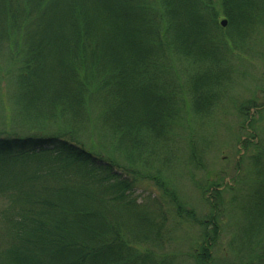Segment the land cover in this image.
<instances>
[{
	"label": "trees",
	"instance_id": "1",
	"mask_svg": "<svg viewBox=\"0 0 264 264\" xmlns=\"http://www.w3.org/2000/svg\"><path fill=\"white\" fill-rule=\"evenodd\" d=\"M260 25L264 0H0V52H8L7 73L29 123L0 131V264H172L158 253L165 214L134 198L138 181L150 178L200 231L192 263L212 264L221 185L202 189L210 209L202 219L161 172L143 177L136 158L144 150L160 155L179 129L212 117L227 80L224 43H243ZM252 108L259 109L254 102L239 109L243 150L255 135L260 143L252 189L232 199L245 249L234 264H264V110L252 118ZM88 124L110 131L128 165L82 141Z\"/></svg>",
	"mask_w": 264,
	"mask_h": 264
},
{
	"label": "rangeland",
	"instance_id": "2",
	"mask_svg": "<svg viewBox=\"0 0 264 264\" xmlns=\"http://www.w3.org/2000/svg\"><path fill=\"white\" fill-rule=\"evenodd\" d=\"M224 20L227 21L221 17L220 24ZM227 27L228 22L223 28L222 36L223 34L228 36ZM252 33L243 43L230 39H228L230 47L224 43L225 51L222 53L221 66L227 74V80L222 84L224 89L220 92V101L212 117L204 121L192 120L191 131L179 129L178 136L173 138L174 141L169 143L160 155L148 154L144 150L143 155L138 156L135 163L137 171L145 178L154 177L161 172L170 190L175 191L187 208L202 219L210 213L202 189L210 188L212 184L221 185L224 203L222 230L214 250L212 264H234L239 261V257H243L245 250L238 228L241 221L237 214H234L232 199L237 194L243 196L252 189L254 171L251 158L257 153L256 145L260 143V139L255 135L256 138L251 140L248 151L243 150L240 141L246 140V130L243 129L239 109L254 102L259 109L264 110V25H260L258 30ZM7 55L5 49L0 52V131H10L12 128L29 125L27 120L26 125L24 124L19 113L14 74L10 76L7 73L9 70ZM177 71L183 76L182 84L185 85L183 68L179 67ZM258 110L252 108L249 117L257 118ZM94 112L100 114L97 109ZM95 116L96 114L91 116V119L95 120ZM258 123L262 131L260 138L262 137L264 141V119L258 120ZM49 127L56 129L55 124L54 126L50 124ZM85 128L79 133L83 142L89 146L94 144L104 147L107 152L115 154L121 165H128L121 152L114 151L116 143L108 129L95 124L94 126L88 124ZM188 138H192L196 153L201 157L199 161L191 159ZM262 144L264 145V142ZM71 176L86 184L82 176L77 174ZM213 190L212 188L207 194L208 198ZM134 198L144 205L152 202L154 209L157 211L159 208V212L166 216L164 247L158 253L169 256L172 264H193L190 254L200 239L198 227L177 216L171 199L165 196L151 178L138 181Z\"/></svg>",
	"mask_w": 264,
	"mask_h": 264
},
{
	"label": "water",
	"instance_id": "3",
	"mask_svg": "<svg viewBox=\"0 0 264 264\" xmlns=\"http://www.w3.org/2000/svg\"><path fill=\"white\" fill-rule=\"evenodd\" d=\"M221 25H222V27L225 28V27L227 26V21H226V20L222 21V22H221Z\"/></svg>",
	"mask_w": 264,
	"mask_h": 264
}]
</instances>
